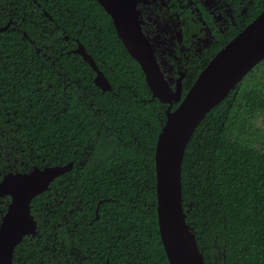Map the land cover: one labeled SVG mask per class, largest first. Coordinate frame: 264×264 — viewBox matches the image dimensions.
<instances>
[{"label":"trees","instance_id":"trees-1","mask_svg":"<svg viewBox=\"0 0 264 264\" xmlns=\"http://www.w3.org/2000/svg\"><path fill=\"white\" fill-rule=\"evenodd\" d=\"M19 1L26 4L33 20H46L36 11L40 5L55 19L61 18L66 28L73 24L74 36L112 83L114 92L103 94L93 82L95 73L80 56L61 59L63 64L57 67H64L70 75L74 68L86 89L80 93L74 90L73 100L67 92L71 104L62 119L74 130L76 141H58L49 149L65 163L88 160L90 165L85 171L78 169L76 176L78 196L93 211L98 201L105 200L99 209L101 220L113 209L107 198L115 191L109 181L112 169L117 170L124 209L116 211H123L131 222L129 239L135 242L131 251L115 260V252L108 254L111 264H169L159 231L155 171V149L166 123L167 105L158 99L151 101L144 72L127 53L111 17L97 0ZM5 24L0 12V27ZM26 31L30 40H39L40 34ZM0 44L14 61L31 71V81L47 84L50 77L54 81L52 74L56 76V72L36 55L22 32H0ZM200 71L191 73L189 86ZM53 90L60 95L63 87ZM28 132L20 130L17 139ZM73 177L74 169L61 178L64 197L71 195ZM182 187L183 205L206 264H264V60L195 131L182 165ZM38 248L39 243L25 238L15 250L14 264L19 256L20 261L36 260Z\"/></svg>","mask_w":264,"mask_h":264},{"label":"flooded vegetation","instance_id":"flooded-vegetation-1","mask_svg":"<svg viewBox=\"0 0 264 264\" xmlns=\"http://www.w3.org/2000/svg\"><path fill=\"white\" fill-rule=\"evenodd\" d=\"M135 1L140 11L139 21L142 31L149 40L162 71L169 80L170 86L175 89L178 79L184 75L181 83L183 92H188L196 81L189 86L191 73L199 71V69L202 71L221 50L264 11V0ZM37 7L36 11H40L41 15L46 17V20L31 19L26 4H22V1L17 0L14 2V0H4L3 4H0V12L6 24L0 27L3 29L0 32L10 29L22 32L32 44L31 47L36 55L41 57L45 63L53 68V73L56 72V76L52 74L54 81L50 77V80L46 83L50 82L54 86L58 84L59 87L61 86L63 89H67V92L70 91L73 100L74 90L80 93L86 89V86H83L79 82L76 74H74V68H71L70 75L68 70L64 67H57V64L60 62V64H63L61 61L62 58L76 55L80 56L75 51L81 42L78 37L74 36L73 24L66 28L61 24V18L55 19L40 5ZM54 13L56 14V12ZM7 26L8 28L5 29ZM27 28L30 32L33 30L40 34L37 42L29 39L28 32L26 31ZM85 48L88 54H90L86 46ZM127 53L129 54L128 51ZM92 58L94 59L93 56ZM72 60L74 62V58ZM94 61L96 62L95 59ZM96 65L105 74L97 62ZM203 66L205 67L203 68ZM90 68L95 73L93 78L94 82L97 72L91 66ZM107 79L111 83L108 77ZM98 90H101L103 94L114 92L113 86L110 91L104 92L99 87ZM87 94L89 95V93ZM154 100L151 99V101ZM88 103L93 108L92 98L88 99ZM175 108L174 106L172 110ZM7 115L11 116L12 114L9 112ZM4 119V114L0 113V121ZM4 126L8 134L5 137L6 143L4 151L0 152V171L3 172L5 178L9 175L27 174L36 168L44 170L46 168H64L71 165L68 171L59 175L50 183L47 190L32 200L34 204L31 202V209L35 210L39 208L42 212L49 204L56 205V202H59V204L57 205L55 216L46 214L43 217H36L35 212H31V215L37 223L36 231L34 235L25 236L24 239L29 238L31 241L35 240L36 243H39V248L45 244L51 246L50 237L55 236L59 238L60 233L57 229V222L63 225L62 214L63 217L68 218L70 226L80 224L81 230H83L84 226L92 222L89 231L94 229L101 221L99 209L105 200L98 201L95 211H93L92 207L88 209L84 198L78 196L80 189L77 188L78 181L76 179L77 174L80 173L78 169L85 171L84 168L90 165H87L88 160L79 161L78 163L73 161L65 163L63 159L57 158L56 154L52 155L47 145H45L43 151L37 149L36 144H32L31 148H29L28 145L31 138L28 133L27 135H22L24 136L23 138L17 139V135H20L18 133L20 130L15 129V124L11 125V130H8L7 124ZM25 137L28 139H25ZM17 140H19V143H16ZM39 143H43V140ZM73 169L74 188H72L70 197H64L60 187L63 181L61 178ZM49 196L51 199H48ZM37 197L40 198L36 199ZM11 201L10 196H0V223L3 222V218L8 211ZM5 205H7V208ZM97 216L100 217V220L96 219ZM48 226H52V228L49 230ZM20 257L17 259V264H36L39 260L38 255L36 256V260L20 261ZM12 264H14V256ZM100 264H111L108 254L101 253ZM114 264H117V261H114ZM119 264H121V261H119Z\"/></svg>","mask_w":264,"mask_h":264},{"label":"water","instance_id":"water-1","mask_svg":"<svg viewBox=\"0 0 264 264\" xmlns=\"http://www.w3.org/2000/svg\"><path fill=\"white\" fill-rule=\"evenodd\" d=\"M97 2L111 16L118 38L141 66L152 100L158 99L168 105L166 123L158 136L155 149V171L159 231L169 264H206L183 205L182 165L186 149L199 125L264 60V11L207 64L185 93L181 84L184 75L178 79L177 86L173 89L162 71L153 48L142 31L137 2L124 0V7L120 9L113 7L112 0ZM7 28L8 26L5 27ZM75 53L96 70V86L104 92L110 91L111 83L82 43ZM174 106L176 108L172 110ZM70 168L71 165L33 170L45 173L49 182L43 190L30 189L23 193L25 198L30 197L29 208L36 196L47 190L56 177ZM32 172L9 175L0 184V196H10L12 199L3 221L5 225H13L11 230L0 235V264H12L16 247L25 236L35 234L37 223L34 218L35 225L24 226L19 223L25 209L18 199V186L9 179Z\"/></svg>","mask_w":264,"mask_h":264},{"label":"snow or ice","instance_id":"snow-or-ice-1","mask_svg":"<svg viewBox=\"0 0 264 264\" xmlns=\"http://www.w3.org/2000/svg\"><path fill=\"white\" fill-rule=\"evenodd\" d=\"M4 0H0L3 4ZM113 7L120 9L124 7V0H112ZM70 7V5H67ZM2 29V28H0ZM31 71L25 70L19 63L12 59V56L2 44H0V113L5 119L0 121V152L5 148V137L11 125L15 124L16 130L28 129L31 141L28 145L36 144L42 151L45 145L52 149L58 141H76V134L73 129L66 127L65 114L71 104V97L67 94V89L61 90V94L53 90L59 85L52 83L42 84L39 80H30ZM83 99V97H81ZM11 112V116L7 114ZM36 133V135H33ZM43 133L41 137L39 134ZM54 138V139H53ZM42 139L43 143H38ZM52 141L51 143L49 141ZM19 143V140L16 141ZM58 154V153H57ZM113 159L115 156L112 157ZM0 184L5 182V175L0 171ZM18 186V199L22 202L25 214L20 218L19 223L27 226L34 223L30 212H35L36 217H43L46 214L56 215L57 205L49 204L43 212L28 206V199L23 193L30 189L40 190L48 185V178L45 173L32 172L26 176L9 177ZM121 178L115 168L112 169L109 186L115 189L113 195L107 198V202L112 204L111 212H106L97 228L92 229L90 222L81 230L80 224L70 226L67 217H63V225L57 222L59 238L50 237L51 246L45 244L38 248L36 255L39 260L36 264H100L101 253L109 255L115 252L116 256L123 255L131 251L135 239H129L133 231L132 224L124 215L123 211H116L117 208L123 210V196L120 190ZM48 199H51L49 196ZM100 220V217H96ZM13 225L0 223V235L11 230Z\"/></svg>","mask_w":264,"mask_h":264},{"label":"rangeland","instance_id":"rangeland-1","mask_svg":"<svg viewBox=\"0 0 264 264\" xmlns=\"http://www.w3.org/2000/svg\"><path fill=\"white\" fill-rule=\"evenodd\" d=\"M257 124H258V125H261V120L257 121Z\"/></svg>","mask_w":264,"mask_h":264}]
</instances>
